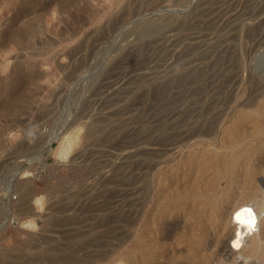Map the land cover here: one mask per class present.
<instances>
[{
    "label": "rangeland",
    "instance_id": "obj_1",
    "mask_svg": "<svg viewBox=\"0 0 264 264\" xmlns=\"http://www.w3.org/2000/svg\"><path fill=\"white\" fill-rule=\"evenodd\" d=\"M68 1L0 0V264H206L197 199L264 203V0Z\"/></svg>",
    "mask_w": 264,
    "mask_h": 264
},
{
    "label": "bare ground",
    "instance_id": "obj_2",
    "mask_svg": "<svg viewBox=\"0 0 264 264\" xmlns=\"http://www.w3.org/2000/svg\"><path fill=\"white\" fill-rule=\"evenodd\" d=\"M74 1L75 0H71L68 1V3ZM34 12L35 11L31 13L33 14ZM21 32L22 31H14L11 34V38L17 39L20 36ZM13 105L14 102H11L9 106L11 107ZM68 137L69 134H64V136L62 137L63 142L61 141V144L64 145L63 147H65V149L67 144H69L70 137ZM160 145V138L152 134H148L137 139L135 143L134 155L136 159L135 167L137 170V176L135 177H137L138 182L142 181V178L144 179L150 177V175L154 171V168H156L153 159L159 156ZM154 184H156V182ZM197 200H199V205L202 206L201 212L205 213L210 218V220L213 221L214 227L216 229L215 235L213 236L210 243H208V246H206L207 253H205L203 256L206 264L208 263V261H210V259H212L213 256L223 258L228 255L229 258L239 257L246 260L262 254L261 252L264 249V203H262V205L260 204L261 207L257 208L255 202L252 201L253 199L250 197H246L237 199L231 206H228L227 197H225L224 195L217 196L216 194L210 193L202 194ZM149 215L150 209L148 192H146V190L142 186H138L135 208V238L137 248L139 249L143 247V226L148 224L146 222H143L144 220H149ZM28 222L30 225H36L34 220H29ZM173 230L171 232H173ZM148 240H150V238ZM249 240H252L253 242L252 244L250 243L251 245L248 243ZM154 259L155 257L149 249L145 254L144 251L142 252V250L140 249L138 250V253L136 255L135 264H152V261ZM3 263L5 264L6 262L2 261V264Z\"/></svg>",
    "mask_w": 264,
    "mask_h": 264
}]
</instances>
